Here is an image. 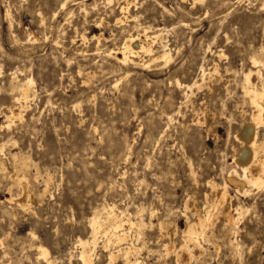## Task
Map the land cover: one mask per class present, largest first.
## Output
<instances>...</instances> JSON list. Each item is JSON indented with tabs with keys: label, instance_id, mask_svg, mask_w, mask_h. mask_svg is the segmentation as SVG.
Segmentation results:
<instances>
[{
	"label": "rangeland",
	"instance_id": "374dc122",
	"mask_svg": "<svg viewBox=\"0 0 264 264\" xmlns=\"http://www.w3.org/2000/svg\"><path fill=\"white\" fill-rule=\"evenodd\" d=\"M129 2L126 15L116 0H0V264H82L77 241L90 239L89 221H104L107 206L142 208L133 243L143 264H181L185 224L204 214L208 181L226 183L240 219H217L186 264H264V183L240 192L227 179L243 167L237 134L254 108L242 75L264 50L263 1ZM131 34L156 54L166 45L170 60L140 53L136 65L120 64L113 52ZM24 77L35 97L10 118ZM261 119L264 143V105ZM23 186L34 198L25 207L10 200ZM117 249L99 239L92 264H124Z\"/></svg>",
	"mask_w": 264,
	"mask_h": 264
},
{
	"label": "bare ground",
	"instance_id": "6f19581e",
	"mask_svg": "<svg viewBox=\"0 0 264 264\" xmlns=\"http://www.w3.org/2000/svg\"><path fill=\"white\" fill-rule=\"evenodd\" d=\"M107 1L113 2V0H107ZM262 1H263L262 5L264 6V0H262ZM64 2H65V0H64ZM116 2L119 6L120 13H122V14L128 13L129 5L131 4L129 2V0H124V1H122V3H120V0H116ZM64 8H66V7H64ZM123 18H126V17H123ZM134 21H135V18H134ZM121 22H122V17H116L115 24H119ZM147 26H148V24H147ZM137 28H140V27H137ZM137 30L139 31V29H137ZM158 33H160V32H158ZM158 33L157 34L155 33L154 35L151 34V35H153V37H151V38L157 39L160 35ZM144 36H145L144 41L148 40L146 30L144 31ZM82 39L83 40L85 39L84 34L82 35ZM99 40H102V39H99ZM14 42H15V40H14ZM140 43L141 42H140L139 38H137V37L134 38V37H132V34H131L130 38H127L126 40H124L122 46L116 49L117 52L112 51L115 54H121L122 55V58L116 57L117 62H119L120 64H124L126 66H128L129 64L136 65V63H138V62H136L134 60V58L137 56L139 57L140 53L146 54L149 57V62H155L158 60H163L165 63H167L170 60V58H171L170 50L166 47V45L162 46L163 50L161 53L157 52V54H156V53H154L153 48L149 43H141V44ZM83 49H85V48H83ZM83 49H82V51H83ZM103 49H105V48H103ZM97 51H99V50H97ZM77 53H80V52H77ZM84 53L85 52L83 51V54ZM104 54H106V52ZM112 56H114V55H112ZM66 61H68V60H66ZM70 61H72V60H70ZM70 61L68 62L69 64L72 63V62L70 63ZM68 63H66V65ZM77 64H78V62H77ZM251 65H252V68L254 70L249 69L246 73H244L242 75V83L244 85L243 88L245 89V92L250 96L249 100L251 101V105L253 104L252 106H253L254 110L252 111L250 119L243 123L242 129L237 134V137L242 141V146H241L239 155L234 157V161L242 163L243 167H242L241 172H238L236 169H231V171H229L227 174L228 175L227 179L230 182L236 184L237 188L240 192H244L246 184H250L251 186H255V187H261L264 183V180H263L264 179V157L260 158L258 156V153L263 148L264 143L258 142L256 139L257 138L256 137L257 136L256 126H257V124L261 123V121H262L261 117H262V109H263V105H264V73L261 72L262 68H264V50L263 49L260 50L258 55H254L251 57ZM142 66L148 67V64L146 62H143ZM86 67H87V65H86ZM79 68H81V66ZM201 69L203 71V68H201ZM125 70H127V68H125ZM70 71H71V69H70ZM215 71H217V66H215ZM17 77L18 76L15 75V73H13L12 79L17 80ZM33 84H34V82H33L32 78H25L22 81L19 80L17 84L13 85V89H17V91H18V93L15 95L14 100L18 103L19 106L17 108H14V109L10 108V118L20 117L21 109L26 108L28 106L29 101L34 99L35 91L32 90ZM189 90H190V88H189ZM185 97H188V95H185ZM241 113H243V112H241ZM170 117H172V116H170ZM170 119H169V121H170ZM241 141H239V142H241ZM20 166H21V168H25L26 163L23 162V164ZM0 170H3V165H0ZM10 177L15 178V177H17V174L14 173ZM206 187H207V193H209V195H210L209 204L206 207H204V214L196 216L194 218V222L192 224H188L186 222L185 230H184V236H183L185 239L184 240L185 242L182 245V247L180 248V250L177 252V256L180 259L178 261V263L186 264L190 258H193V256L202 253V247L200 246V242H197V240L206 235L207 228L212 226L217 219H222V220H224L225 223L230 224V225H232V224L235 225L238 222V220L240 219L241 208H239V207L233 208L230 205L231 195L229 194L228 187H227L226 183L216 184L213 181H208L206 183ZM13 195L14 196H12L10 198V200L16 201L22 207H25L28 200L34 201L32 193L25 186H23V190H22L20 195H17V196H15V194H13ZM206 195L207 194H205V196ZM187 207L190 208L193 212H195V208H194V206H192V203H188ZM142 212H143L142 208H138L134 214H131V213H128L125 211H118L119 214H117L116 210L114 209L113 206H107L105 208L103 207L102 213L105 215L104 221H101L100 217L97 215V213H95L94 217L89 221L90 228H91L90 239L86 240V241H81V240L77 241L79 243V245L82 247L80 254H79V258L81 260V263L82 264H92L93 256L95 255L94 247L97 244L99 239H103V246L104 247H109L110 245H113L115 248H118L116 250V252L122 254L124 264H143L142 261H140L139 257H138L140 254L141 248L135 246L133 243V242H137L141 238V235H142V232H143V229L145 226V223L142 219V217H143ZM160 225H161V223H160ZM224 227H225V225H224ZM232 227H233V225H232ZM159 232H160L159 233L160 236H164L166 233L165 229L162 226H160ZM129 233H131V234L129 235ZM205 237H207V235ZM189 243H191L193 245L195 250H191L189 248V245H188ZM39 251H40L41 255H43V256L47 255V252H45L44 250L39 249ZM114 253H115V251L109 252V257L111 259H114V257H115Z\"/></svg>",
	"mask_w": 264,
	"mask_h": 264
}]
</instances>
